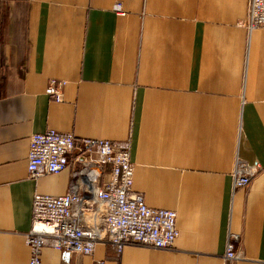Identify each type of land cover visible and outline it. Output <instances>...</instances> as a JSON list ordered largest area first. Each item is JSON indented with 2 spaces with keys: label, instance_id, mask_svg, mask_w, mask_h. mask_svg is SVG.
<instances>
[{
  "label": "crops",
  "instance_id": "1",
  "mask_svg": "<svg viewBox=\"0 0 264 264\" xmlns=\"http://www.w3.org/2000/svg\"><path fill=\"white\" fill-rule=\"evenodd\" d=\"M249 5L0 0V264H30L35 194H67L79 165L29 177L30 136L50 129L128 148L133 189L177 212L179 236L122 254L49 247L43 264H264V27L248 30ZM239 162L262 170L235 190Z\"/></svg>",
  "mask_w": 264,
  "mask_h": 264
},
{
  "label": "built area",
  "instance_id": "2",
  "mask_svg": "<svg viewBox=\"0 0 264 264\" xmlns=\"http://www.w3.org/2000/svg\"><path fill=\"white\" fill-rule=\"evenodd\" d=\"M245 25L250 31L264 27V0H250ZM62 84L51 82V98L62 100ZM73 163L79 165L71 169L67 194H35L32 227L26 235L30 264H43V250L49 247L81 256L92 255L100 242L112 244L119 254L129 245L174 247L177 212L149 206L144 194L133 189L135 166L128 148L55 129L30 136V178L61 173ZM261 170L259 164L239 162L232 174L234 189L249 186ZM242 255L228 243L226 260L237 261Z\"/></svg>",
  "mask_w": 264,
  "mask_h": 264
}]
</instances>
